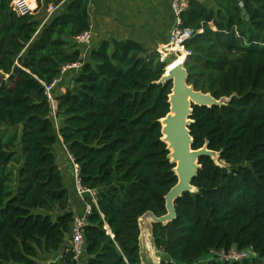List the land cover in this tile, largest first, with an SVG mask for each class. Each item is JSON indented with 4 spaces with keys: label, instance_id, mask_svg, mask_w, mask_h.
Returning a JSON list of instances; mask_svg holds the SVG:
<instances>
[{
    "label": "trees",
    "instance_id": "obj_1",
    "mask_svg": "<svg viewBox=\"0 0 264 264\" xmlns=\"http://www.w3.org/2000/svg\"><path fill=\"white\" fill-rule=\"evenodd\" d=\"M17 14L0 0V264H140L139 218L166 214L177 178L162 141L171 82L158 83V52L134 41L102 40L82 58L73 38L90 29V0H36ZM190 0L187 85L221 106L192 107L196 189L179 197L171 222L152 224L160 264H264V0ZM63 7L48 16V6ZM33 8V0H28ZM51 22L41 33L45 21ZM82 63L53 112L45 94L61 69ZM58 124V126H57ZM12 137V138H11ZM63 145L83 187L97 191L84 227L85 252L70 251L74 221L53 147ZM252 249L242 262L211 251ZM60 253V255H59ZM85 259V260H84Z\"/></svg>",
    "mask_w": 264,
    "mask_h": 264
},
{
    "label": "crops",
    "instance_id": "obj_2",
    "mask_svg": "<svg viewBox=\"0 0 264 264\" xmlns=\"http://www.w3.org/2000/svg\"><path fill=\"white\" fill-rule=\"evenodd\" d=\"M195 1L206 8L212 6L211 0ZM33 2L32 9L28 7V0H13L12 6L19 15H22L24 11L32 14L38 10L37 1L33 0ZM64 2L65 0H62L60 4ZM88 15L92 39L88 47L81 46L84 60L87 58V53L96 48L100 41L110 39L134 41L149 52H158L166 45L172 25L169 0H90ZM76 75L75 70L61 73L52 89L54 96H59L72 86ZM53 150L59 151V158L55 156V161L63 184L68 190V210L76 217L82 213L86 198L74 191L73 164L66 148L63 145H57L53 147ZM159 253L160 258H163V254L160 251ZM140 264H152L151 258L143 247Z\"/></svg>",
    "mask_w": 264,
    "mask_h": 264
},
{
    "label": "water",
    "instance_id": "obj_3",
    "mask_svg": "<svg viewBox=\"0 0 264 264\" xmlns=\"http://www.w3.org/2000/svg\"><path fill=\"white\" fill-rule=\"evenodd\" d=\"M63 11L64 8L59 7L55 13L60 14ZM50 22L51 18H48L39 28L38 33H41ZM169 82L172 84L168 95L169 113L160 120V124L162 141L166 144L169 151L168 157L170 163L174 166L173 171L177 182L164 197L166 214L156 217L153 213L147 212L139 218L138 222L140 228V258L143 247L151 258L152 264H160L162 259L159 256V250L155 248L153 243L152 224L165 225L174 220L176 217L175 201L185 193L196 191L192 186V181L201 168L198 163L200 157L206 156L217 160V154L209 151L206 147H202L199 150L191 148L193 140L189 126L192 122L190 119L192 107H221L228 102L226 98L216 100L210 94L194 91L192 86L187 85V72L182 62L172 66L167 73H163L158 81L161 85ZM94 193L96 194L97 191L95 190Z\"/></svg>",
    "mask_w": 264,
    "mask_h": 264
},
{
    "label": "built area",
    "instance_id": "obj_4",
    "mask_svg": "<svg viewBox=\"0 0 264 264\" xmlns=\"http://www.w3.org/2000/svg\"><path fill=\"white\" fill-rule=\"evenodd\" d=\"M171 12H172V25L169 33L168 41L166 45L158 51V60L164 66V73L172 67V65L181 58L182 63H186L191 55V52L186 49V44L196 35L203 32L202 28L191 29L184 27L183 24V15L188 12L190 8L189 0H169ZM13 7V6H12ZM59 6H48L47 13L48 16L54 14L58 10ZM14 10V9H13ZM16 12V10H14ZM17 13V12H16ZM28 11H24L23 14H27ZM22 14V15H23ZM92 39V33L90 29L84 31L81 34L75 36L73 41L79 46L90 45ZM82 63L76 62L69 65H65L61 69V73L67 70L78 71L81 69ZM57 83V80L49 86H45V94L48 100L51 103L53 112L56 111V101L52 97V89ZM68 154V152H67ZM71 163L73 164V187L74 191L78 195L85 196L89 198L92 204L96 206L95 193L93 190L87 189L82 186L81 178L79 174V169L76 164H74L72 157L68 154ZM92 208L91 205L85 202L84 209L82 213L74 217V221L70 230V251L73 255V260L79 261L82 255L85 252L84 248V227L87 225V218L91 214ZM252 249L247 250H237L231 248L229 250L221 251H211L210 257L220 262H242L245 259H249L252 256Z\"/></svg>",
    "mask_w": 264,
    "mask_h": 264
},
{
    "label": "rangeland",
    "instance_id": "obj_5",
    "mask_svg": "<svg viewBox=\"0 0 264 264\" xmlns=\"http://www.w3.org/2000/svg\"><path fill=\"white\" fill-rule=\"evenodd\" d=\"M12 138V137H11ZM54 155L59 158V151L58 150H53ZM54 257L52 256H42L41 261L39 262V264H53L52 262L55 263V260L53 259ZM209 260L211 259V257L208 258Z\"/></svg>",
    "mask_w": 264,
    "mask_h": 264
},
{
    "label": "bare ground",
    "instance_id": "obj_6",
    "mask_svg": "<svg viewBox=\"0 0 264 264\" xmlns=\"http://www.w3.org/2000/svg\"><path fill=\"white\" fill-rule=\"evenodd\" d=\"M181 58H179V60L178 61H176L172 66H175L176 64H178V63H180L181 62Z\"/></svg>",
    "mask_w": 264,
    "mask_h": 264
}]
</instances>
